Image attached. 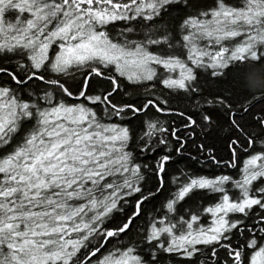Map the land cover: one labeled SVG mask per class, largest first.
Listing matches in <instances>:
<instances>
[{"label": "snow or ice", "instance_id": "obj_1", "mask_svg": "<svg viewBox=\"0 0 264 264\" xmlns=\"http://www.w3.org/2000/svg\"><path fill=\"white\" fill-rule=\"evenodd\" d=\"M264 0H0V264H264Z\"/></svg>", "mask_w": 264, "mask_h": 264}, {"label": "trees", "instance_id": "obj_2", "mask_svg": "<svg viewBox=\"0 0 264 264\" xmlns=\"http://www.w3.org/2000/svg\"><path fill=\"white\" fill-rule=\"evenodd\" d=\"M244 79L253 91L264 90V66L250 65L244 73Z\"/></svg>", "mask_w": 264, "mask_h": 264}]
</instances>
